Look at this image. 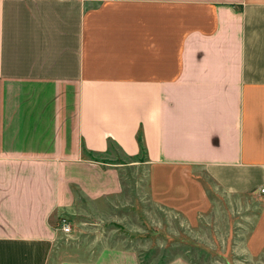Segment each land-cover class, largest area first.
<instances>
[{
    "label": "crops",
    "instance_id": "1",
    "mask_svg": "<svg viewBox=\"0 0 264 264\" xmlns=\"http://www.w3.org/2000/svg\"><path fill=\"white\" fill-rule=\"evenodd\" d=\"M110 146L187 218L204 178L263 201L262 249L264 0H0V264H140L61 240L78 194L121 196Z\"/></svg>",
    "mask_w": 264,
    "mask_h": 264
},
{
    "label": "rangeland",
    "instance_id": "2",
    "mask_svg": "<svg viewBox=\"0 0 264 264\" xmlns=\"http://www.w3.org/2000/svg\"><path fill=\"white\" fill-rule=\"evenodd\" d=\"M110 157L123 164L121 196L88 203L78 194L76 213L64 217L71 231L60 230L62 242L78 247L97 240L96 251L103 246L123 247L140 264H264V247L252 249L248 243L263 216V201L227 196L204 178L210 207L187 218L150 201L145 166L129 165L115 147ZM136 160L144 162V154ZM174 176L165 173L163 178ZM261 232L264 236L260 228L258 238Z\"/></svg>",
    "mask_w": 264,
    "mask_h": 264
},
{
    "label": "built area",
    "instance_id": "3",
    "mask_svg": "<svg viewBox=\"0 0 264 264\" xmlns=\"http://www.w3.org/2000/svg\"><path fill=\"white\" fill-rule=\"evenodd\" d=\"M261 193H264V189L261 190ZM60 230L64 234H68L71 231L70 225L66 222V220L64 218H62L61 221H60Z\"/></svg>",
    "mask_w": 264,
    "mask_h": 264
},
{
    "label": "trees",
    "instance_id": "4",
    "mask_svg": "<svg viewBox=\"0 0 264 264\" xmlns=\"http://www.w3.org/2000/svg\"><path fill=\"white\" fill-rule=\"evenodd\" d=\"M139 142H140V152H141L142 154L145 155L146 150H145V148L143 147L141 141H139ZM111 147H112V146H110V149H111Z\"/></svg>",
    "mask_w": 264,
    "mask_h": 264
}]
</instances>
